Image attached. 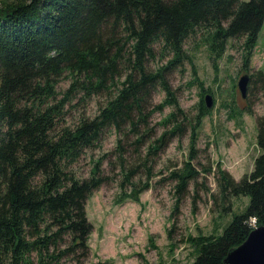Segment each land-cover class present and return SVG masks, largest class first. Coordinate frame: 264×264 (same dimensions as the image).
I'll use <instances>...</instances> for the list:
<instances>
[{
    "label": "trees",
    "instance_id": "1",
    "mask_svg": "<svg viewBox=\"0 0 264 264\" xmlns=\"http://www.w3.org/2000/svg\"><path fill=\"white\" fill-rule=\"evenodd\" d=\"M263 25L264 0H0V264H47L69 254L81 261L87 256L94 227L87 200L106 178L99 161L86 178L77 176L74 167L111 129L129 128L139 142V126L148 130L147 115L165 105L172 111L163 117L164 131L142 145L150 142L146 155H155L190 126L188 160L169 172L177 185L176 217L182 196L201 174L193 159L203 116L214 105H205L204 92L211 90L184 43L198 32L217 71V57L228 42L240 39L242 69L248 72ZM155 45L172 55L154 69L148 63L156 55ZM186 59L193 72L189 83L203 90L197 113L190 117L167 78V71ZM250 74L246 99L259 97L264 104V69ZM63 78L70 84L58 99ZM159 88L164 99L148 111ZM79 90L81 100L100 95L103 100L95 115L67 123L64 108ZM244 111L254 109L250 105ZM255 119L259 151L252 170L235 179L217 165L219 190L208 194L220 201L224 213L232 211L233 196L246 195L249 202L241 212L232 211L218 235H189L197 253L182 264H224L231 248L264 225V113ZM125 169L123 164L125 181L133 188L118 200L139 201L150 186L147 181L133 183L134 170ZM65 238L68 245L58 248Z\"/></svg>",
    "mask_w": 264,
    "mask_h": 264
},
{
    "label": "rangeland",
    "instance_id": "2",
    "mask_svg": "<svg viewBox=\"0 0 264 264\" xmlns=\"http://www.w3.org/2000/svg\"><path fill=\"white\" fill-rule=\"evenodd\" d=\"M202 41L197 32L186 39L184 47L194 59L196 71L204 81L205 87L211 90L214 105L209 114L203 116L196 144V158L193 159L195 169L201 174L190 183L189 191L182 196L176 217L172 212L177 201V185L169 172L183 167L188 160L190 126L167 142L155 155H146L145 147L150 142L142 145L146 140L152 141L164 131L166 126L162 123L163 117L172 111L170 106L165 105L162 109H153V112L147 115L148 130L142 125L139 126L142 133L139 142L129 128L123 129L122 132L114 128L105 132L102 142L92 146L79 159L74 167L77 176L88 177L92 166L99 161L100 173L106 178L87 200L86 213L94 226L88 237V254L81 261H77L78 255H60L56 261H49L47 264L191 262L197 250L187 241V237L193 234L218 235L230 221L233 212H241L245 208V204L249 202L246 195L232 197L230 203L233 212L229 213H224L220 201L215 202L209 195L217 194L219 190L214 179L217 165L230 171L235 179L252 170L254 156L259 151L255 141L258 133L255 118L264 113V104L259 97L251 96L249 100L243 98L238 90L237 78L247 72L242 69L240 39L228 42L226 51L217 57V71L214 68L215 57H212ZM256 44L248 72L264 69V25L260 29ZM155 48L156 55L150 58L148 63V66L154 69L167 64L172 55L163 52L160 46L155 45ZM192 74L191 63L187 59L183 64L167 71L169 85L176 91L180 107L186 111L188 117L197 113L196 106L203 93L197 85L189 83L193 78ZM69 84L70 81L63 78L57 85L58 99L63 97V92L68 89ZM77 92L64 108L67 123L76 122L80 116L95 115L100 101L103 100L101 95L81 100L84 94L80 90ZM206 93L204 92V95ZM164 96L163 89L154 91L150 97L148 111L161 103ZM250 105L254 109L253 113L245 112ZM178 119L183 121L181 116ZM123 164L126 171L130 167L134 170V175L131 174L133 183L147 181L150 186L139 194V201L133 198L118 200V195L133 188L125 181ZM171 229L173 232L168 233ZM65 239L58 248L63 249L68 245V239ZM58 248L54 249V252L57 253Z\"/></svg>",
    "mask_w": 264,
    "mask_h": 264
},
{
    "label": "water",
    "instance_id": "3",
    "mask_svg": "<svg viewBox=\"0 0 264 264\" xmlns=\"http://www.w3.org/2000/svg\"><path fill=\"white\" fill-rule=\"evenodd\" d=\"M250 72H245L237 78V86L243 98L247 97ZM205 105L211 108L214 96L205 94ZM224 264H264V225L255 226L249 236L239 246L231 248L227 253Z\"/></svg>",
    "mask_w": 264,
    "mask_h": 264
},
{
    "label": "built area",
    "instance_id": "4",
    "mask_svg": "<svg viewBox=\"0 0 264 264\" xmlns=\"http://www.w3.org/2000/svg\"><path fill=\"white\" fill-rule=\"evenodd\" d=\"M254 222H255V220H254Z\"/></svg>",
    "mask_w": 264,
    "mask_h": 264
},
{
    "label": "crops",
    "instance_id": "5",
    "mask_svg": "<svg viewBox=\"0 0 264 264\" xmlns=\"http://www.w3.org/2000/svg\"><path fill=\"white\" fill-rule=\"evenodd\" d=\"M193 261V260H192Z\"/></svg>",
    "mask_w": 264,
    "mask_h": 264
}]
</instances>
